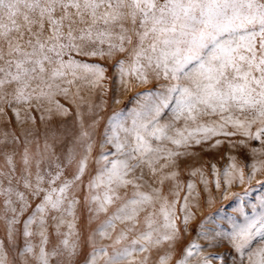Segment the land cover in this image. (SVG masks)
I'll use <instances>...</instances> for the list:
<instances>
[{"label":"rangeland","instance_id":"1","mask_svg":"<svg viewBox=\"0 0 264 264\" xmlns=\"http://www.w3.org/2000/svg\"><path fill=\"white\" fill-rule=\"evenodd\" d=\"M125 27L131 29L133 25L127 21ZM128 34L133 42L125 44V51L114 50L108 54V45L104 44L98 46L103 55H85L93 50L89 46L83 52L71 51L64 56L66 61L103 68L99 83L80 71L75 77L57 79L58 88L48 89L43 84L37 87L40 82L32 81L23 97L19 96L16 82L0 85V264H41L42 248L49 264H92L93 258L96 264H107L116 249L126 246L134 251L125 264H205L206 260L208 264H248L249 253L261 244L262 238L256 237L241 252L231 239L234 225L244 224L264 213V144L244 136L242 130L231 125L227 126V131L236 135L213 136L188 147L153 140L154 146L180 155L169 160L164 152L161 154L164 158L154 164L155 171L144 165V169L130 173L129 178L141 185L139 191L166 198L169 204L178 201L173 219L175 231L162 227L165 221L160 208L164 199L157 198L143 206L145 210L135 222L117 221L108 236L101 235L106 221L137 191L133 185L122 187L118 189L121 200L110 205L106 212L97 211L92 197L102 195L104 190L90 189L89 184L102 169L104 156L116 157L115 147L107 143V138L117 131L123 136L122 128L118 129L117 125L131 127L134 119L141 118V113H154L163 96L168 95V82L162 77L156 78L151 70L147 71L146 82L138 80L135 72L127 75L137 43V37L131 31ZM3 64L0 60V66ZM0 79H4L3 73ZM68 80L73 83L68 84ZM170 99L173 98L170 96ZM174 108V99L160 108L157 116L160 124L172 122ZM216 119L218 117H204L201 123ZM174 124L179 129L185 126L183 120ZM257 127L259 125H253L252 131ZM84 132L88 133L87 137ZM26 153L31 162V177L25 171ZM85 158L86 165L80 173V162ZM37 162H40L39 168ZM233 164L243 170L245 182L235 180L229 186L223 174ZM37 171L45 177L41 184L44 191L38 194L35 192ZM57 171L60 179L50 185L48 173L55 175ZM141 176L142 179L136 180ZM26 178L32 187L25 186ZM218 178L220 187L216 186ZM64 182L71 184L64 207H69L74 200L73 214L50 208L39 211L47 191L63 187ZM189 184L193 185L191 190ZM18 193H23L24 199ZM186 196L187 208L184 206ZM185 217H188L187 223ZM148 218L160 229L154 233V239L159 236L160 242H153L147 251H141V246L131 241L148 230ZM28 232L32 234L27 235ZM121 232L126 238L117 244ZM164 232L172 239L164 240ZM65 239L69 240L67 246L63 243ZM193 244L199 247L194 248ZM29 248L32 251H28ZM189 250L192 255H188Z\"/></svg>","mask_w":264,"mask_h":264},{"label":"snow or ice","instance_id":"2","mask_svg":"<svg viewBox=\"0 0 264 264\" xmlns=\"http://www.w3.org/2000/svg\"><path fill=\"white\" fill-rule=\"evenodd\" d=\"M127 21L133 25L131 29L125 27ZM130 31L137 37V43L132 53L133 65L127 75L135 72L138 80L146 82L147 71L151 70L156 78L162 77L168 82V95L163 96L154 113H141V118L134 119L131 127L117 125L118 129L122 128L123 136L117 131L107 138V143L115 147L116 157L110 159L105 155L102 169L89 184L90 189L104 190L102 195L92 197L97 211L106 212L110 205L121 200L118 189L133 185L137 191L102 226L103 236L109 235V229H115L117 221L135 222L139 213L145 210L143 206L152 204L157 198L164 199L160 208L165 221L162 227L175 231L173 219L178 201L169 204L166 198L139 191L141 185L129 178L130 173L143 165L155 171L154 164L164 158L161 155L164 152L169 160L180 155L154 146L153 140L188 147L213 136L236 135V132L227 131V126L231 125L242 130L244 136L264 144L261 139L264 137V0H0V60L4 62L0 66V73L4 74L0 85L16 82L19 96L23 97L32 81L40 82L37 87L43 84L48 89L58 88L57 79L68 75L75 77L80 71L91 76L94 83H99L104 75L103 68L66 61L64 56L71 51L83 52L89 46L93 50L85 55H103L98 46L104 44L108 45V54L114 50L125 51V44L133 42L128 34ZM124 74L122 65V81ZM170 96L175 103L173 120L160 124L157 116L161 107L173 102ZM209 116L218 119L201 123L202 118ZM179 120L185 122L182 129L175 128L174 122ZM253 125H259L255 132ZM83 135L87 137L88 133ZM30 163L26 153L24 164L28 177L33 175ZM85 165L86 158L80 162V173ZM39 167L40 162H37ZM252 167L255 169L256 165ZM223 175L229 186L235 180L245 182L243 170L237 169L235 164ZM35 177L38 194L44 191L41 184L45 177L39 171ZM59 179V171L55 175L48 173L50 185H55ZM139 179L142 176L136 177ZM25 186L32 187L27 178ZM216 186L220 187L219 178ZM70 187L69 182H64L63 187L50 188L39 211L50 208L72 215L75 201L64 207ZM192 187L188 185L190 190ZM18 195L24 199L23 193ZM187 205L186 196L185 208ZM187 219L185 217V223ZM44 223L42 219L41 225ZM154 224L155 221L148 218V230L131 244L140 245L141 251H147L149 244L159 243L160 237L154 239V233L160 229ZM234 229L231 239L241 252L256 237L262 238L261 244L247 259L248 264H264V213L244 224L234 225ZM40 234L44 236L43 232ZM125 238V233L121 232L116 243ZM163 239L169 240L172 236L164 232ZM63 243L67 246L69 240L65 239ZM133 251L127 246L116 249L108 257L107 264H125ZM188 255H192L191 250ZM39 259L41 264H49L43 248ZM92 264H96L95 258ZM205 264H208L207 260Z\"/></svg>","mask_w":264,"mask_h":264},{"label":"bare ground","instance_id":"3","mask_svg":"<svg viewBox=\"0 0 264 264\" xmlns=\"http://www.w3.org/2000/svg\"><path fill=\"white\" fill-rule=\"evenodd\" d=\"M145 167H144V165L141 167V168H139V170H142V169H144ZM234 264H237L236 262L234 263Z\"/></svg>","mask_w":264,"mask_h":264}]
</instances>
